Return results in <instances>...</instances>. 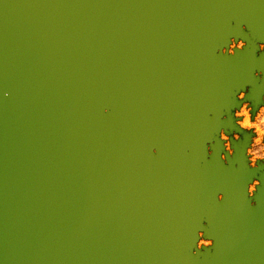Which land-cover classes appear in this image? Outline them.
<instances>
[{
	"label": "water",
	"instance_id": "95a60500",
	"mask_svg": "<svg viewBox=\"0 0 264 264\" xmlns=\"http://www.w3.org/2000/svg\"><path fill=\"white\" fill-rule=\"evenodd\" d=\"M258 42L264 0H0V264H264V163L212 140Z\"/></svg>",
	"mask_w": 264,
	"mask_h": 264
},
{
	"label": "rangeland",
	"instance_id": "374dc122",
	"mask_svg": "<svg viewBox=\"0 0 264 264\" xmlns=\"http://www.w3.org/2000/svg\"><path fill=\"white\" fill-rule=\"evenodd\" d=\"M239 41V40H238ZM260 42H258L257 43V45L259 44ZM226 50V49H225ZM229 52H231V50H232V48H231V46H229ZM258 53H260L259 52V50L257 51V54ZM249 90H250V87H248L247 89H246V91L244 92V91H241L238 95H237V98H238V100H240V101H243L244 99H245V96L249 93ZM246 93V94H245ZM242 95V96H241ZM242 97V98H240V97ZM245 104V105H244ZM264 107V105H260L259 107ZM244 107V108H243ZM258 107V108H259ZM261 107V108H262ZM252 110H253V106H252V102H249V101H244L243 102V104L241 105V107L239 108V109H235V111L233 112V116H234V118H235V123H237L238 122V128L239 129H241L240 131H231V132H229L228 134L225 132V131H223L222 132V134H221V136L219 137L220 138V140L221 141H223V144L224 143H228V141H224L222 138L226 135L228 138H229V140H230V142L231 141H235V142H238V141H243L244 140V138H242L245 134H246V136H249L250 137V139H249V142H248V145L251 143V148L249 149V151L248 152H246V156H247V159H248V165H249V167L250 168H257L258 167V160H263V161H261L262 163L264 162V128L262 127V125L264 126V123H263V121H264V112L263 113H259L258 112V110L256 111V113H255V116H253V113H252ZM239 112V113H238ZM243 112V113H242ZM247 112V113H246ZM258 114H260V115H258ZM243 115V116H242ZM262 117V119L260 120L259 118H261ZM256 119H255V118ZM224 118V117H223ZM246 118V119H245ZM248 119V123L246 122V120ZM241 121V122H240ZM256 121V122H255ZM261 121V122H260ZM246 122V124H242V123H245ZM259 122V123H258ZM258 125H257V124ZM251 124H252V126H251ZM243 125V126H242ZM246 125V126H245ZM256 126H258V127H256ZM262 127V128H261ZM263 130V132H262V130ZM244 130V131H243ZM261 131V132H260ZM244 133V134H243ZM260 133V134H259ZM263 133V134H262ZM234 135V136H233ZM238 136V138H236ZM259 136H260V138H259ZM262 138H263V140H262ZM253 139H255L254 141H253ZM257 143V144H256ZM254 144V145H253ZM257 145H262L261 147H262V159H260V157L259 156H256V153L253 151V150H255V147L257 146ZM255 146V147H254ZM230 147H231V149H233L232 148V144L230 145ZM254 147V148H253ZM225 149V148H224ZM234 151V150H233ZM225 152H226V150H224V152L222 153V154H224L225 155ZM250 152V153H249ZM248 153V154H247ZM253 156V157H252ZM258 157V158H257ZM254 158V159H253ZM257 158V159H256ZM223 159V158H222ZM252 159V160H251ZM259 182V185H260V181L257 179V178H254L253 179V181L249 184V188H248V190H250L249 191V193H251V194H253L256 190H257V187H256V182ZM252 184V185H251ZM252 188V189H251ZM202 233L203 232H200L199 233V235H200V240H201V243L203 242L204 244L207 242V243H210V241L208 240V239H205V238H202ZM204 235V234H203ZM206 241V242H205ZM204 244H202V245H204ZM207 246H209V245H207Z\"/></svg>",
	"mask_w": 264,
	"mask_h": 264
},
{
	"label": "clouds",
	"instance_id": "9594fccd",
	"mask_svg": "<svg viewBox=\"0 0 264 264\" xmlns=\"http://www.w3.org/2000/svg\"><path fill=\"white\" fill-rule=\"evenodd\" d=\"M242 28L244 30H246L247 29V25H242ZM229 45L232 48L231 52L225 51L222 54L234 56L236 54V50L237 49L243 50L246 47V41L243 40V39H240L239 41H237V39L235 37H232ZM258 47H259V52L260 53H264V43H259ZM255 74L257 76H261L262 75L260 72H256ZM261 111L264 112V107H262ZM236 138H238V136ZM223 140L224 141H228L227 144L224 143V148L226 150L227 155L221 154V157L223 158L224 163L227 164L228 163V157L229 156H234V151L231 149V147H230L231 142H230L229 138L226 135L223 137ZM208 154L209 155L212 154L211 145L208 146ZM256 187H257V190L251 196H249V198L251 199V202H252L253 205L256 204V201H255L254 197H255V195H256V193L258 191V188L260 187L258 181L256 182ZM210 240H212V239H210ZM213 245H214V241L212 242L210 247H206V248H211V247H213ZM203 249L204 248H200V249H197L196 251L203 250ZM196 251H195L194 255L196 254Z\"/></svg>",
	"mask_w": 264,
	"mask_h": 264
},
{
	"label": "bare ground",
	"instance_id": "6f19581e",
	"mask_svg": "<svg viewBox=\"0 0 264 264\" xmlns=\"http://www.w3.org/2000/svg\"><path fill=\"white\" fill-rule=\"evenodd\" d=\"M232 23H234V19L232 20ZM221 45V42H220V44H219V46ZM224 51H226L225 49H224ZM261 54H263V53H258L257 55L258 56H256V58H258V59H261L263 56H261ZM260 55V56H259ZM256 77H257V75H256ZM248 88V87H247ZM246 94V93H245ZM242 96V95H241ZM240 97V96H239ZM246 97V96H245ZM240 98H242V97H240ZM262 101L264 102V95H263V97H262ZM250 102V101H249ZM245 105V104H244ZM262 107V106H261ZM261 107H259L257 110H258V112L259 113H263L262 111H261ZM244 108V107H243ZM202 110V109H201ZM235 110H233L232 112H231V114L233 115V112H234ZM105 112H110V110H106ZM191 112H193V111H191ZM239 113V112H238ZM243 113V112H242ZM247 113V112H246ZM258 115H260V114H258ZM211 114L209 115V117L211 118ZM243 116V115H242ZM253 116H255V114H253ZM261 117V116H260ZM226 118H228V115H225L224 116V119H226ZM255 118V117H254ZM246 119V118H245ZM256 119V118H255ZM260 120L262 119V117L261 118H259ZM264 119V118H263ZM248 121V119L246 120V122ZM241 122V121H240ZM246 122L245 123H242V124H246ZM256 122V121H255ZM261 122V121H260ZM248 123V122H247ZM259 123V122H258ZM263 123H264V121H263ZM236 124V126L238 127V122L237 123H235ZM257 124V123H256ZM258 125V124H257ZM243 126V125H242ZM246 126V125H245ZM251 126H252V124H251ZM256 127H258V126H256ZM262 127L264 128V126L262 125ZM261 127V128H262ZM260 128V129H261ZM241 130V129H240ZM262 130V129H261ZM224 130H221L220 131V133L218 134V133H216V132H214L213 133V137H212V140H213V138L215 139L216 137H220L221 136V134H222V132H223ZM244 131V130H243ZM261 132V131H260ZM262 132H263V130H262ZM244 134V133H243ZM260 134V133H259ZM263 134V133H262ZM234 136V135H233ZM246 136V134L242 137V138H244ZM259 138H260V136H259ZM220 139V138H219ZM223 139V138H222ZM249 139H250V137H249ZM211 140V141H212ZM255 139H253V141H254ZM262 140H263V138H262ZM234 141V140H233ZM213 142V141H212ZM226 144V143H225ZM257 144V143H256ZM254 145V144H253ZM262 145H257L256 147H255V150H253L255 153H256V156H259L260 157V159H262L263 157V155H262V147H261ZM253 147V148H254ZM251 148V143L248 145V147L246 148V152H248L249 151V149ZM252 149V148H251ZM233 150V149H232ZM264 151V150H263ZM250 153V152H249ZM248 154V153H247ZM253 157V156H252ZM258 158V157H257ZM256 158V159H257ZM254 159V158H253ZM252 160V159H251ZM261 161H263V160H258L257 162L258 163H262ZM264 163V162H263ZM252 185V184H251ZM252 189V188H251ZM248 191H250V190H248ZM252 193V192H251ZM251 193H249L248 192V197L249 196H251L252 194ZM204 224L205 223H203V226H204ZM195 234V233H194ZM203 234L204 233H202V238H203ZM210 241V243H207L206 241V243L204 244L203 242L201 243V240H199L198 242H197V244H196V247H197V249H200V248H206V247H210L211 246V244H212V240H209ZM194 244V243H193ZM202 244H204V245H202ZM207 245H209V246H207ZM201 251H203V250H201ZM189 253H190V250H189ZM194 253H195V251H194Z\"/></svg>",
	"mask_w": 264,
	"mask_h": 264
}]
</instances>
